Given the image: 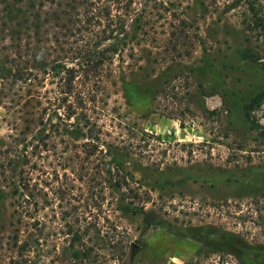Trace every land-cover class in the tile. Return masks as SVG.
<instances>
[{
  "label": "rangeland",
  "instance_id": "obj_1",
  "mask_svg": "<svg viewBox=\"0 0 264 264\" xmlns=\"http://www.w3.org/2000/svg\"><path fill=\"white\" fill-rule=\"evenodd\" d=\"M95 1L19 52L0 41V166L46 130L30 163L42 193L20 236L33 235L32 264L233 263L227 233L264 243V97L246 117L264 92L249 2L264 21V0H134L121 26L116 5ZM55 65L80 68L72 106ZM74 122L78 138L57 131ZM8 184L0 176V264L16 255L23 205Z\"/></svg>",
  "mask_w": 264,
  "mask_h": 264
},
{
  "label": "trees",
  "instance_id": "obj_2",
  "mask_svg": "<svg viewBox=\"0 0 264 264\" xmlns=\"http://www.w3.org/2000/svg\"><path fill=\"white\" fill-rule=\"evenodd\" d=\"M116 5L117 9L120 10L119 13V23L120 26L124 17L129 16L132 13V5L134 0H105ZM110 3V4H111ZM249 7L252 12L251 16V28L255 29L257 27H262L264 30V21L255 10L253 3L249 2ZM84 9L87 14L91 11L96 10L95 0H0V41L8 40L10 41L15 49L19 52L22 47L23 41H37L44 32V29L51 25V23H56L55 26H64V22L67 24L73 23L75 20L76 11L79 9ZM103 12L100 17H109L111 15V10L109 5L104 6ZM120 37V36H118ZM30 43V42H29ZM27 47L30 48V45ZM93 52H88L86 56L92 55ZM85 56V57H86ZM37 54H34V58ZM90 65L89 61L87 62ZM103 64L102 59H97L88 68H92L90 71L97 70L99 66ZM54 69L60 73L63 71L64 76V89L60 92L62 95L61 105L72 106L69 102V97L73 93V82L76 78V74L79 73L80 68L75 66H63L55 65ZM89 70V69H88ZM2 68L0 67V73ZM12 71V70H11ZM89 72V71H88ZM4 73V71H3ZM14 75L17 78H22L24 73L20 69H15ZM264 97V92L259 93L255 96L251 102L246 106V117L250 120L252 110L260 104L261 99ZM73 116L68 114V120ZM71 129V127H73ZM57 131H64L63 133L69 137L78 138V133L80 127L78 123L74 122L70 127H61V123L56 124ZM28 132H24L23 142L27 141V136L30 135V128H27ZM45 129H40L36 134L31 135L29 141L24 143V152L17 158L8 160L7 164L4 163L0 166V176H2L6 183L9 182L8 187L13 188V195L19 194L22 200V210L15 216L16 220L13 222L12 234L8 237V249H16V255H11L9 257L8 264H32L34 263V258L30 256L32 252L37 253L35 250V241L33 240V235L28 234L25 240H20L21 227L28 224V221L32 218L31 208L37 205L36 198L42 193V189H38V183L34 181L32 176V171L30 170L31 154L40 147H47V142L44 137H41L45 132ZM40 139L36 145H32V151H27L30 144L33 141ZM125 181V180H124ZM115 186L117 189L121 188V183L116 182ZM78 241L81 240V235L76 233ZM7 238V237H5ZM2 239V238H1ZM4 239V238H3ZM226 245V255L233 258V263L231 264H264V243L249 240L241 235H235L227 233L226 237L223 238ZM14 251V250H13ZM134 251V249H133ZM133 253H130V257ZM122 254L120 259H122Z\"/></svg>",
  "mask_w": 264,
  "mask_h": 264
}]
</instances>
